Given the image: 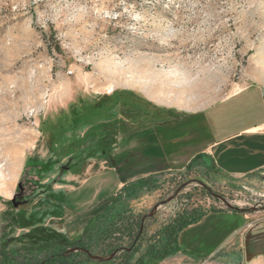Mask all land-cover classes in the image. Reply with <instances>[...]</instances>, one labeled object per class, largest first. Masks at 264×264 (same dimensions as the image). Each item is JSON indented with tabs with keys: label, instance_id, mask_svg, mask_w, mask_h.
I'll return each mask as SVG.
<instances>
[{
	"label": "rangeland",
	"instance_id": "rangeland-1",
	"mask_svg": "<svg viewBox=\"0 0 264 264\" xmlns=\"http://www.w3.org/2000/svg\"><path fill=\"white\" fill-rule=\"evenodd\" d=\"M249 85L264 90V0H0V252L60 244L98 264V243L88 258L76 241L118 182L152 171L159 189L123 205L141 222L134 259L184 208L264 207V191L218 189L203 167L183 168L188 116ZM249 94L257 112L235 109L240 124L259 115ZM201 243L160 262L233 264Z\"/></svg>",
	"mask_w": 264,
	"mask_h": 264
},
{
	"label": "crops",
	"instance_id": "crops-1",
	"mask_svg": "<svg viewBox=\"0 0 264 264\" xmlns=\"http://www.w3.org/2000/svg\"><path fill=\"white\" fill-rule=\"evenodd\" d=\"M251 90L257 91L261 100L259 115L251 123L240 124V115L235 109L245 105V114L248 115L249 110L251 113L256 111L247 100ZM262 91L257 86L249 85L221 102L189 115L195 121L190 128L191 135L187 133L189 137L184 138L181 145L190 142L193 151L183 168L191 159L199 156L195 164L204 168L205 184L233 192L264 191V133L259 130L264 124ZM226 117L228 122H224ZM153 173L120 181L116 190ZM207 223L208 227L202 231L201 228ZM206 237L207 245L210 243L212 250L202 252V255H212L221 249V257L228 263H263L264 207L253 211H211L198 223L184 229L178 236V243L190 254L192 250H200V246H203L201 242ZM180 255L182 253H178Z\"/></svg>",
	"mask_w": 264,
	"mask_h": 264
},
{
	"label": "trees",
	"instance_id": "trees-1",
	"mask_svg": "<svg viewBox=\"0 0 264 264\" xmlns=\"http://www.w3.org/2000/svg\"><path fill=\"white\" fill-rule=\"evenodd\" d=\"M199 156H195L186 165L190 169ZM158 187L157 177L148 175L123 185L93 218L85 229L84 240L76 241L75 251H83L90 258L92 244L98 243V264H145L151 261L155 264L177 252H185L179 246V234L189 226L198 223L209 211L200 207L184 208L177 212L167 224L157 229L146 240V246L141 254L134 259L144 241L141 232V222L136 221L129 208L123 207L125 201H130L141 192H151ZM128 240L126 247L118 245ZM89 242V243H87ZM68 247L60 244L48 245L44 248L27 250L23 256L19 250L0 252L1 264H80L82 261L77 253H68ZM36 254V257L31 254ZM116 254L118 258H102L104 255ZM102 255V256H101ZM98 259V260H99Z\"/></svg>",
	"mask_w": 264,
	"mask_h": 264
},
{
	"label": "bare ground",
	"instance_id": "bare-ground-1",
	"mask_svg": "<svg viewBox=\"0 0 264 264\" xmlns=\"http://www.w3.org/2000/svg\"><path fill=\"white\" fill-rule=\"evenodd\" d=\"M264 91V90H263ZM107 93H112L113 92V87L109 86L107 88ZM5 164L3 162H0V179L2 182L0 183V187H3V190H5L8 186V182L10 181V177L8 176V172L5 171Z\"/></svg>",
	"mask_w": 264,
	"mask_h": 264
},
{
	"label": "built area",
	"instance_id": "built-area-1",
	"mask_svg": "<svg viewBox=\"0 0 264 264\" xmlns=\"http://www.w3.org/2000/svg\"><path fill=\"white\" fill-rule=\"evenodd\" d=\"M73 72L71 71V70H69V71H67V74L68 75H71ZM262 96H263V98H264V91H262ZM261 132H263L264 133V124L260 127V129H259Z\"/></svg>",
	"mask_w": 264,
	"mask_h": 264
},
{
	"label": "water",
	"instance_id": "water-1",
	"mask_svg": "<svg viewBox=\"0 0 264 264\" xmlns=\"http://www.w3.org/2000/svg\"><path fill=\"white\" fill-rule=\"evenodd\" d=\"M12 204H13L14 206H17L18 203H16V202L14 201V199H12ZM98 259H99V258H98Z\"/></svg>",
	"mask_w": 264,
	"mask_h": 264
}]
</instances>
